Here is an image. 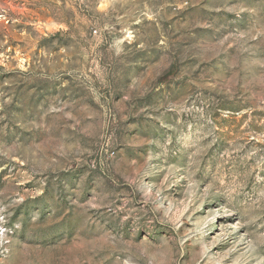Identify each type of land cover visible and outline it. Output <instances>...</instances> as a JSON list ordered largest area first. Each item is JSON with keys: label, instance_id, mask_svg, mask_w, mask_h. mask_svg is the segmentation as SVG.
Masks as SVG:
<instances>
[{"label": "rangeland", "instance_id": "1", "mask_svg": "<svg viewBox=\"0 0 264 264\" xmlns=\"http://www.w3.org/2000/svg\"><path fill=\"white\" fill-rule=\"evenodd\" d=\"M0 264H264V0H0Z\"/></svg>", "mask_w": 264, "mask_h": 264}]
</instances>
